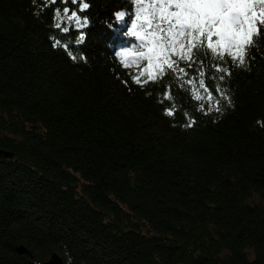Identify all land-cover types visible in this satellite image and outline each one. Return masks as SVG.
Wrapping results in <instances>:
<instances>
[{
	"label": "trees",
	"instance_id": "1",
	"mask_svg": "<svg viewBox=\"0 0 264 264\" xmlns=\"http://www.w3.org/2000/svg\"><path fill=\"white\" fill-rule=\"evenodd\" d=\"M136 4L0 0V264H264V28L242 66L179 62L217 104L125 65Z\"/></svg>",
	"mask_w": 264,
	"mask_h": 264
},
{
	"label": "snow or ice",
	"instance_id": "2",
	"mask_svg": "<svg viewBox=\"0 0 264 264\" xmlns=\"http://www.w3.org/2000/svg\"><path fill=\"white\" fill-rule=\"evenodd\" d=\"M88 6L83 4L85 9ZM136 9V22L131 24L129 34L138 38L145 50L138 56L134 55V50L121 51L118 53L121 60L126 66L130 58L146 61L148 74L144 83L155 81L166 71H171L173 78L181 81L180 86L187 84L191 87L196 100L207 99L209 102L215 101V97L205 86L204 71L198 70L199 89L206 93L201 95L193 79L184 80L187 73L179 67V62H187L191 66L196 62L194 53H199L205 59L216 57L222 60L227 55L242 66L248 49L253 45V37H258L260 29L264 28V0H154L143 6L141 0H137ZM148 9H151L150 13ZM116 15L117 19L123 20L125 13ZM67 19H74L77 28L86 25V21L81 23L75 12ZM63 31L68 32L69 29L65 27ZM83 39L80 35L76 42L82 43ZM216 71L224 73L227 69L217 66ZM143 75L141 72L135 76L136 83H142ZM219 79L223 80L224 76L220 75ZM219 94L225 95L223 91ZM165 98L172 99V96L168 94ZM215 110L220 109L217 107ZM173 114L170 109L168 115Z\"/></svg>",
	"mask_w": 264,
	"mask_h": 264
},
{
	"label": "water",
	"instance_id": "3",
	"mask_svg": "<svg viewBox=\"0 0 264 264\" xmlns=\"http://www.w3.org/2000/svg\"><path fill=\"white\" fill-rule=\"evenodd\" d=\"M3 153L7 156V157H10L12 156V153L11 152H8V151H3ZM18 250L21 252V253H26L28 252L26 250V248L21 245L18 247ZM50 264H66L63 257L58 253V252H53L52 255H51V258H50V261H49Z\"/></svg>",
	"mask_w": 264,
	"mask_h": 264
}]
</instances>
